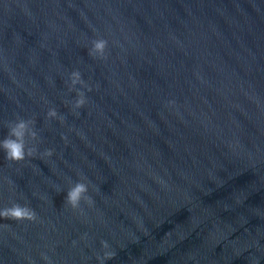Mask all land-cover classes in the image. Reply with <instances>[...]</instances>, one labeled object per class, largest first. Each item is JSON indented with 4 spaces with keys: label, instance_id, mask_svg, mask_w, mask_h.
<instances>
[{
    "label": "water",
    "instance_id": "obj_1",
    "mask_svg": "<svg viewBox=\"0 0 264 264\" xmlns=\"http://www.w3.org/2000/svg\"><path fill=\"white\" fill-rule=\"evenodd\" d=\"M18 118L0 209L34 217H0V264H264V0H0V139Z\"/></svg>",
    "mask_w": 264,
    "mask_h": 264
},
{
    "label": "clouds",
    "instance_id": "obj_2",
    "mask_svg": "<svg viewBox=\"0 0 264 264\" xmlns=\"http://www.w3.org/2000/svg\"><path fill=\"white\" fill-rule=\"evenodd\" d=\"M108 42L104 39H96L91 42L89 49V55L92 57H103L105 55ZM79 85L80 87H77ZM69 91H75L76 97L70 101L73 111L79 110L85 107L88 103L87 93L92 89L83 79V76L79 70H74L70 73L68 78ZM47 117L49 119H59L63 122L64 117L58 112L56 107H51L47 111ZM9 133L4 139H0V150H3L6 154V158L10 161H23L28 157L33 156L34 152H37L35 146L28 147L29 139L36 141L38 138V132L36 131L33 122L23 118H18L8 125ZM66 139V137H64ZM54 154L53 149H48L44 153L45 156L51 157ZM89 184L83 181L74 183L68 190L66 196V204L70 205L73 209H79L81 202L85 201L89 206L94 205V199L88 195ZM0 217H6L9 219H25L33 218V211L20 204H15L11 207L0 209ZM102 248L105 250L102 256H98L99 264H105L107 260H110L114 253L110 251V245L107 240L101 241Z\"/></svg>",
    "mask_w": 264,
    "mask_h": 264
}]
</instances>
